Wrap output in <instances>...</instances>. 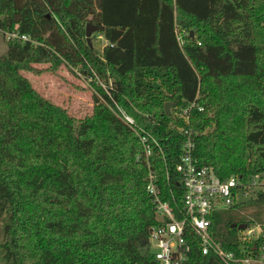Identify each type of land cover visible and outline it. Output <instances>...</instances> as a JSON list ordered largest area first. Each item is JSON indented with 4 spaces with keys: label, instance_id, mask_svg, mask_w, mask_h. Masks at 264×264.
<instances>
[{
    "label": "trees",
    "instance_id": "1",
    "mask_svg": "<svg viewBox=\"0 0 264 264\" xmlns=\"http://www.w3.org/2000/svg\"><path fill=\"white\" fill-rule=\"evenodd\" d=\"M86 23L100 27L101 50L89 47ZM12 31L29 39H7ZM0 32V264H159L148 243L158 221L142 146L113 101L157 139L151 168L171 206L183 193L178 128L196 132L198 164L243 183L232 205L212 213L210 229L224 250L258 256L264 0H0ZM34 63L89 75L91 114L78 119L42 96L22 73ZM194 100L203 110L192 108L185 123L179 112ZM232 224L262 230L242 243ZM186 238L183 264H224Z\"/></svg>",
    "mask_w": 264,
    "mask_h": 264
},
{
    "label": "built area",
    "instance_id": "2",
    "mask_svg": "<svg viewBox=\"0 0 264 264\" xmlns=\"http://www.w3.org/2000/svg\"><path fill=\"white\" fill-rule=\"evenodd\" d=\"M5 35L7 39L21 41L29 39L27 35L18 34L14 31L7 32ZM99 37L107 43L102 35ZM196 106L194 100L188 107L180 110L179 116L185 123L189 122L190 110ZM110 108L119 119L135 132L142 146L141 157L148 170L146 189L152 196L158 221L150 228L148 243L158 263L183 264L189 252L186 236L187 233H191L198 239V247L203 254L213 252L224 264H264V248L257 257L246 253L237 257L233 252L224 250L215 239L210 229L211 215L216 210L225 209L232 205L243 183L234 176L226 180H220L211 167L198 164L193 156L196 132L189 127L178 128V131L184 137L179 162L176 164L175 169L179 173L183 193L179 196V203L176 202L174 206H171L169 202L161 199L156 175L151 168L150 157L153 154V147L157 146L160 149L157 139L149 135L137 123L136 119L116 101H113V106H110ZM197 108L203 110L201 106H197ZM138 157L140 158V156ZM254 183L252 181L247 186L251 187ZM256 185L264 190V182ZM261 230L262 228L258 224L246 226L240 240L242 243L244 241L249 242L255 239ZM243 252L245 251L243 250Z\"/></svg>",
    "mask_w": 264,
    "mask_h": 264
},
{
    "label": "rangeland",
    "instance_id": "3",
    "mask_svg": "<svg viewBox=\"0 0 264 264\" xmlns=\"http://www.w3.org/2000/svg\"><path fill=\"white\" fill-rule=\"evenodd\" d=\"M100 35L98 32L91 34L92 48L97 50H101L106 44L99 37ZM179 36L181 35L179 34ZM5 48V38L0 32V54L4 52ZM33 67L35 71L24 70L22 73L42 96L64 107L70 115L78 119L91 114L94 87L89 75L84 74L78 67H72L66 63L52 66L50 63H34ZM96 81L99 85L106 87L101 80L97 79ZM233 231H240V236L244 232L238 228Z\"/></svg>",
    "mask_w": 264,
    "mask_h": 264
},
{
    "label": "water",
    "instance_id": "4",
    "mask_svg": "<svg viewBox=\"0 0 264 264\" xmlns=\"http://www.w3.org/2000/svg\"><path fill=\"white\" fill-rule=\"evenodd\" d=\"M100 29V27L98 25L95 24H91V23H86L85 25V37H86V41L89 45V47H92V42H91V34L97 32ZM190 36H193V31H190ZM174 106V104L172 102H165L164 103V111L167 114L171 113V108ZM232 227H236L238 229H245L246 228V224H232ZM143 244L146 243L145 240L142 241Z\"/></svg>",
    "mask_w": 264,
    "mask_h": 264
}]
</instances>
